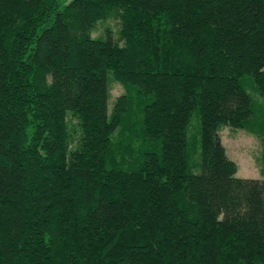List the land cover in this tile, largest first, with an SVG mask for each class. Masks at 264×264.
Returning a JSON list of instances; mask_svg holds the SVG:
<instances>
[{
  "label": "trees",
  "instance_id": "16d2710c",
  "mask_svg": "<svg viewBox=\"0 0 264 264\" xmlns=\"http://www.w3.org/2000/svg\"><path fill=\"white\" fill-rule=\"evenodd\" d=\"M245 79L264 99V0H0V264H264V179L219 133L264 144Z\"/></svg>",
  "mask_w": 264,
  "mask_h": 264
},
{
  "label": "rangeland",
  "instance_id": "374dc122",
  "mask_svg": "<svg viewBox=\"0 0 264 264\" xmlns=\"http://www.w3.org/2000/svg\"><path fill=\"white\" fill-rule=\"evenodd\" d=\"M73 0H61V8L68 6ZM120 19L115 13H111L106 20L97 23L91 36L95 39L104 38L108 30L117 41L119 40ZM109 111L111 113L115 102L125 94V88L112 77L109 78ZM243 87L250 94L256 111L255 122L264 121V99L255 89L251 79L242 82ZM72 124V139L74 145L79 139L80 128L78 121L69 117ZM256 131V130H255ZM220 137L227 150L228 157L237 163V178L242 179H264V144L262 139L253 132L243 129H233L227 126L221 127ZM119 138V130L115 139ZM188 147L192 154L195 165L192 169L193 174L199 175L201 169V125L198 114H194L188 130Z\"/></svg>",
  "mask_w": 264,
  "mask_h": 264
}]
</instances>
